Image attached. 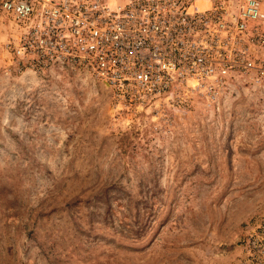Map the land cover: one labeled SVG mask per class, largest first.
<instances>
[{
  "label": "rangeland",
  "instance_id": "rangeland-1",
  "mask_svg": "<svg viewBox=\"0 0 264 264\" xmlns=\"http://www.w3.org/2000/svg\"><path fill=\"white\" fill-rule=\"evenodd\" d=\"M17 36L0 11V264H238L264 217V81L133 117L83 69L15 65Z\"/></svg>",
  "mask_w": 264,
  "mask_h": 264
},
{
  "label": "built area",
  "instance_id": "built-area-1",
  "mask_svg": "<svg viewBox=\"0 0 264 264\" xmlns=\"http://www.w3.org/2000/svg\"><path fill=\"white\" fill-rule=\"evenodd\" d=\"M17 32L6 48L35 73L89 72L115 113H159L207 99L236 79L264 81L262 0H0ZM238 264H264V217Z\"/></svg>",
  "mask_w": 264,
  "mask_h": 264
}]
</instances>
